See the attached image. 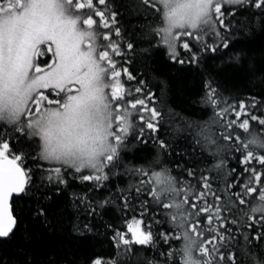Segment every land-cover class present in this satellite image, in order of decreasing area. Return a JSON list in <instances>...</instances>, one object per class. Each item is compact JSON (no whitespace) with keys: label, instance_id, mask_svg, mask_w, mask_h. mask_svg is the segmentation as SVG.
Segmentation results:
<instances>
[{"label":"snow or ice","instance_id":"snow-or-ice-1","mask_svg":"<svg viewBox=\"0 0 264 264\" xmlns=\"http://www.w3.org/2000/svg\"><path fill=\"white\" fill-rule=\"evenodd\" d=\"M135 3L140 13L159 19L146 26L148 47L128 35L109 0H0V246L12 239L27 211L48 220L50 192L77 180L95 191L124 167L138 180L117 188L122 209L135 211L136 200L142 218L153 205L162 209L171 231L160 238L180 242L161 253L159 264H177V257L178 264H264V114H258L264 101L231 103L209 77L201 103L212 115L188 122L201 162L189 167L179 162L187 153L176 152L173 169L162 159L175 151L159 137L164 114L129 58L165 50L173 64L199 65L208 53L230 49L238 32L264 34V0ZM230 59L242 63L238 54ZM249 71L264 73V67ZM132 137L153 139L159 148L128 167L122 153ZM229 153L237 167L226 164ZM37 192V207L26 209L21 202ZM107 203L73 194V206L89 217ZM153 219L161 223L155 212ZM142 223L133 217L127 233L116 231L118 249L154 246L152 226L141 230ZM73 227L90 232L93 224Z\"/></svg>","mask_w":264,"mask_h":264},{"label":"trees","instance_id":"trees-1","mask_svg":"<svg viewBox=\"0 0 264 264\" xmlns=\"http://www.w3.org/2000/svg\"><path fill=\"white\" fill-rule=\"evenodd\" d=\"M113 3L119 13L121 26L126 28L128 35L140 46L148 47L144 38V34L148 32L146 26L159 23V19H153L151 14L140 13L135 0H109L110 8ZM221 53H208L207 58L199 65L192 66L173 64L167 59L165 50L155 51L150 56L129 53V58L133 61L132 69L137 75L143 74L141 78L149 81L151 91L156 95V106L164 114V120L159 126V137L169 141L175 151L171 156L165 153L162 159H166L168 166L173 169L176 152L187 153L179 162H188L189 167H196L201 162V150L196 146L188 122L202 123L212 115L211 109L205 108L201 103L203 84L209 77L220 84L223 96L231 103L238 104L243 100L250 104L252 97H255L257 102L264 101V73L249 71L252 67H264V34L259 31L255 34L238 32L233 38L232 47L228 50L222 48ZM237 54L241 58V64L230 59ZM128 86L134 88L136 85L132 82ZM258 114H264V104ZM241 135L246 138L242 130ZM158 148V142L153 139H147L145 143L132 137L122 155L128 167L139 166L155 156ZM33 149L35 145L26 147L25 151ZM226 164L229 167H237V158L229 153ZM118 171L121 173L119 177L110 176V179L103 181L95 191H91L77 180L71 181L68 187L61 185L62 191L50 192L52 199L47 201L48 220L45 221L43 217H37L34 212L27 211L12 239L0 246V264L5 260L8 264H91L94 259H100L102 264H149V261L159 264L164 259L161 253L166 254L170 247L179 248L180 242L173 241L169 245L164 244L160 238L159 233L171 231L162 209L153 205L152 211L143 218L140 215V200L135 201V211L125 212L122 209L123 199H117L120 195L117 188L127 189L129 184H136L138 178L126 173L124 167ZM227 171L228 167L224 169L225 173ZM74 193H87L93 202L109 200V203L103 208H97L95 217H89L85 215L82 207L78 210L73 206ZM39 195L37 192L36 196L26 197L21 203L26 209H34L37 207ZM132 195L135 196L134 188ZM145 198L147 197L141 199ZM153 212L156 213V220L161 223L155 222ZM133 217L137 220L143 219L141 230L152 226L155 234L154 246L134 245L128 251H125L123 246L117 248L113 239L116 231L127 233V223L131 222ZM89 221L93 224L90 232L81 233L74 230L75 224L82 225ZM252 234L255 235V232ZM127 235L131 238L130 233ZM178 261L179 257L177 264Z\"/></svg>","mask_w":264,"mask_h":264}]
</instances>
